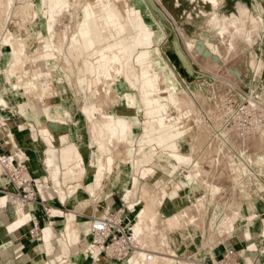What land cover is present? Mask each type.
<instances>
[{
	"label": "bare ground",
	"instance_id": "6f19581e",
	"mask_svg": "<svg viewBox=\"0 0 264 264\" xmlns=\"http://www.w3.org/2000/svg\"><path fill=\"white\" fill-rule=\"evenodd\" d=\"M16 1L17 0H0V15H3L2 19H4L1 20L0 17V31L5 32L7 29V23L10 20V15L13 12L16 16H19L18 18L20 20H22V23H20L22 27H27L29 20L38 15L37 11L34 9L37 5L33 3V0H21L22 3H20V5H16ZM80 1L81 3L79 4H70L69 2L63 3L60 0H53V2L47 5L48 9L45 11V17L48 20L47 27L52 41V46H50L52 49H49V51L54 53H47V55L52 57H64L65 46L67 43L69 44L67 45L68 52L71 55L76 54L79 57L82 56L84 50H88L90 53L85 59V63L90 67L94 78L85 76L81 82H87L92 85L101 81H112L113 83L115 81L116 88L119 86L117 84L119 79L131 76L127 71V66L135 65V63L141 66L139 76L143 80L141 103L144 109L143 113L145 114V136L141 141L139 150H142L145 144H163L170 149L167 150L165 147V154L176 157L180 161L182 159H186L187 161V157L195 156L193 140L188 138V136L191 135V132L194 133L193 139L196 142L195 144L205 142L199 151H197L198 149L196 150L195 147L196 155L198 157L196 156L197 160L196 163L193 164L191 172L193 173V178L197 179V177H199L197 180L200 182L202 181L201 184L208 190V193L197 190V193L199 192L197 195L199 196L198 203L193 204L190 207L186 206L182 208L183 206L180 207V205L177 204V199H184V197H181V189L179 188L181 185H183V187L186 185L182 176H176L175 180L170 182L173 184L169 185L167 188L161 189L165 184L162 183V186L158 184V191L153 195L149 194L147 197L149 202L148 208L143 209L140 214H137L139 218L137 219L136 225H134L131 220L129 221L127 212L125 226L139 243L142 242L144 244L142 246L146 247V244H152L154 248L161 249V251L148 248V250L153 251L154 253L153 259L147 260L145 251L139 250L129 258L132 259L130 260V263L193 264V259L190 257L178 261L174 258L177 257L178 251L174 250L171 246L169 234L181 230L183 233L182 237H190L191 239L187 249L190 254H192L191 256H194L195 264L204 263L203 259L205 254H202V252L208 245L212 247L211 254L214 255L207 262L215 260L217 256L215 255L216 252L214 245L220 240L222 222L230 220L232 217V210L237 205L242 203L243 207L246 208V203L251 200L252 174L250 167L252 165V158L259 156L260 161H264V128L253 131L254 133L256 132L255 134L251 132L253 134L252 136L249 133L250 136L244 134L240 135L238 139H235L234 136L232 137L233 130L225 129L223 120L220 115H217V113L220 114V109H217L219 108V104H221L219 92L222 93V104L225 102L224 98L226 93L233 92L234 94L236 92L238 98L249 100L251 103L260 101L262 105L264 104V51H261L258 54L253 53L247 59L245 56L244 60L246 61L243 63L245 66L246 63H249V68L252 70L251 76L248 78L249 82L245 84L246 87L244 86L245 88L243 89L242 84L238 85L236 82H234L235 86L232 85L235 80L234 78H237L236 74L233 72L234 68H237L241 77L244 70H242L243 63L241 62L244 61L241 60L243 57L241 58L240 56L238 59L236 54L239 50L241 51V49H243L242 47L245 46V42L249 44L250 40H254V37L257 34L259 35L260 30L264 27L263 9L261 8L262 10H258L259 12L256 11V14H254L251 7L240 5L236 13H231L228 16L223 15L220 18L217 11L219 0H210L212 4L215 5L213 6L214 13L211 24L214 27H220L218 38L215 41H205V43H203L207 48H205L206 52L204 51L206 57L202 58L203 55L200 56L198 50L196 51L194 48L187 51L190 59H193L194 62L200 60L203 63L204 61L207 62L208 68L210 66V70L211 68H215L213 71H209L208 68L205 69V67H203L205 70L209 71L214 83L218 84V86H216V88H218V93L214 87L216 84L213 83L209 87L212 94L215 89V94L217 93V95L214 103L212 105H207V108L210 106L208 109L210 113H208L211 115V125L208 127L206 126L207 124H204V120H201L199 116L201 113L197 116L194 114L192 116V111L184 109L188 95L186 96V99L184 96L185 93L182 92L184 90L177 81V76L174 71L175 66L173 68L172 65L163 58L164 51L161 49V45L166 39L164 35L161 34L159 25L155 23L154 20H150L151 17L153 18L154 14V10L152 11V9L155 7L152 0H147L148 3L146 0ZM257 4L261 5V0H257ZM78 6L81 7V12L75 14L74 17L76 18V21L74 25L67 23L63 30L58 29L57 25L60 23V14L66 9L69 11L71 7L76 8ZM103 29H113V31L118 34V39L113 43H107L103 35ZM135 29L137 30V33L131 34ZM72 30L73 33L69 34ZM127 33L129 35H125ZM252 42L253 41L250 43L252 44ZM97 44L99 45L98 48L95 47ZM7 47H9L10 58L12 57L15 60V64H10L8 74L15 75L18 70L23 71V67L27 63V42L22 37H14L9 30L4 35L3 50L5 51ZM47 47H49V45H47ZM166 47L173 49V51L170 52V56H173L177 62L184 63V68L186 69L184 71L186 73L196 75V72L192 69L190 59L179 46L178 40L169 39L166 43ZM213 52L214 54H219V61H212ZM47 55H45V57H47ZM47 59H51V57H47ZM235 62H237L239 66L236 65ZM198 63L200 64V62ZM232 63H235V65L230 67ZM41 73H45V71H41ZM135 75L136 74H134V76ZM39 77H43V75H39ZM19 83L23 85L22 78ZM45 83H47V81H43V85H45ZM37 85H39V83H37ZM19 89H21V87ZM46 90L47 88L39 89L41 94L35 95L36 99L39 100L42 98L43 100V93H47L48 95L54 94L49 92V90ZM197 93L198 92L195 94ZM98 94L97 90L93 93L95 97H97ZM200 95L202 96L203 93ZM123 96V98H127L129 105H138L135 97L129 95ZM201 96L199 100H201ZM182 98H185L182 102L184 105L182 103H180V105L182 104L181 106L184 110L177 111L176 100H181ZM203 98L204 100H202L205 101L206 98L204 95ZM105 100H107L108 107H112L113 103L110 96H107ZM205 104L204 106H206ZM222 104L220 106H223ZM19 107H21V105ZM8 109V101L0 92V113L7 111ZM95 109V103L86 105L83 107V113L88 116L93 115ZM40 110H38L37 113L41 112ZM209 114L208 116H210ZM41 115L42 117L39 119V125L44 129L43 133L46 135L49 133V130L45 128V117L42 112ZM130 115L131 112L127 110L120 111L119 116L115 119L108 118L106 120L97 121L95 120V117H93V119L87 117L94 130L93 133L97 140L95 143H98L101 151V159L98 162L97 168L105 170L106 166L104 161L108 162V165L112 168L114 159H121V151L129 153L128 148L121 146L120 142L121 140L128 138V130L132 128L133 123H140L137 118L136 120L133 119V122H131L129 118ZM57 116H59L58 107H53L50 112V117L56 118ZM4 119L11 124V119ZM163 128L165 131L161 135L157 137L152 136L154 135L153 131ZM226 130L228 133L231 131V136L230 134L228 135ZM234 135H236V133ZM11 137L12 139H15V136L12 133L8 134L5 129L0 128V139L3 140V143H6L7 145L10 144ZM105 140H107V143L104 142ZM188 140H191V142L189 143ZM167 141H170V143ZM127 143H129V141H127ZM256 148H259L258 151H256ZM153 149H155V147H153ZM3 150L2 146H0V154L3 153ZM73 151L74 147L64 149L61 163H67L70 160ZM12 155L27 164V157L23 155V153L14 150V154L12 153ZM201 157L204 158L200 160ZM205 158L212 160L210 161V163H212L210 166H208L209 162L207 163L208 165L205 163L208 167L202 163L206 160ZM57 163H59V161H57L52 153H50L47 167L52 169L56 166L55 168L59 170ZM200 163H202V166L204 165V167L199 166ZM135 165H137V161H135ZM205 166L207 168H205ZM199 167L204 169L201 170ZM201 172L206 174L202 175ZM260 172L261 176H264V164L261 165ZM200 174L203 177H201ZM7 176L6 171L0 165V207L3 208L4 219L8 222L6 230L9 233L15 234L18 240L19 252H21L24 247L29 248L32 246L34 242V239L28 241L24 236L35 216H39L43 221L40 249L43 251L46 250L48 255H51V252L53 251L55 256V244L58 242L55 238L57 234L53 227V220L55 218H64V223L66 224L64 230L65 235H75L77 236L76 239H79L76 243L70 245L73 254L77 253L75 245L85 247L91 243L93 239V230L89 215L69 209L70 212H68L66 216V213L58 208H52L49 210V212H51L49 215L42 203L35 202L36 204L26 206V204H23L26 202L14 197L13 194L16 192V187L10 179V181L8 180L9 177ZM145 176L148 175L143 173L142 177ZM63 177H65L63 179L64 184L69 182V179H74L72 182L74 181L76 183L75 185L78 187L81 186V184L83 185L82 182H79L82 177L81 174L68 173ZM200 177L203 179L201 180ZM138 181V176H134L131 179L125 197L129 195L128 193H130L132 189L138 186ZM75 185L71 186L70 184L67 188L75 189ZM223 189L225 192L222 191ZM221 191L224 192L222 201V194L219 195L220 200L215 199V196ZM143 192H149L146 185L143 187ZM59 194L60 199L64 202L68 195H70L63 189L59 191ZM51 197L53 198L52 194ZM231 197H233L232 201L230 200ZM43 198L46 199L47 196L46 198ZM166 199L170 200L172 206L166 207L164 208L165 210L162 211L161 207L164 206ZM129 205L133 207L135 203H130ZM172 209H176V212H170L167 215V212ZM71 215L77 216L81 222L77 234L75 228L70 230L68 227L71 222ZM261 218V216H256V219L258 220ZM130 224H133V226L130 227ZM194 224L201 225L200 237L203 242L202 249L196 248L197 236L195 233H188L186 230L190 225ZM176 227L179 228L174 230ZM209 230L210 235L206 237ZM141 235L145 237L146 241L140 237ZM174 241L176 242L178 239L175 238ZM179 248L181 250L183 249V246H180ZM165 255L168 256V258L163 257ZM208 255L210 254L208 253ZM71 256V250L66 244H63L58 250L56 259L51 260V264H57L63 257L68 259V257ZM198 257L201 259L197 260ZM161 259H166V261H161ZM126 263L129 264V262ZM37 264H46V257L44 256V259L38 260Z\"/></svg>",
	"mask_w": 264,
	"mask_h": 264
},
{
	"label": "crops",
	"instance_id": "0c3cea01",
	"mask_svg": "<svg viewBox=\"0 0 264 264\" xmlns=\"http://www.w3.org/2000/svg\"><path fill=\"white\" fill-rule=\"evenodd\" d=\"M60 1L63 3L69 2L70 4L81 3L80 0ZM189 1L190 0H152L155 7L152 9V11L154 10V14L153 18L151 17L150 20H154L155 23L159 25V30L166 39L161 45V49L164 51L163 58L170 63V60H172V64L176 67V70L181 74V76H185V84L190 88V90H192L190 92L203 93L208 101V105H212L216 100V95L218 93V88H216V86H218V84L214 83L213 78H211L210 74L201 64L194 62L193 59H190L187 52L188 50L194 48L196 51L198 50L200 55L206 57V45L200 43V41L211 36L212 28L203 31L198 27H190L186 29L185 26L181 25L186 17V14L190 15V10L183 9L181 6ZM51 2H53V0L47 1L45 3L46 6H44L42 0H33V3L37 5L34 9L37 11L38 15L29 20L27 27H22L21 24L19 25V23H22V20L12 16L9 23H7V29L5 32L0 31V92L7 99L9 108L7 111L0 113V121L5 122L3 125L0 124V128L6 130L11 125L10 130L6 131L8 134L12 133L15 136V139H12V137L10 138V144L8 145L3 143V140L0 139V146L4 149L3 153L14 154L15 150L23 153V155L27 157L26 160L28 169L31 171L33 177L40 182L41 186H43V194L47 196L46 198L44 195L46 199L43 201L38 200L23 204L30 206L31 204H36L35 202L42 203L49 215L51 214L49 210L52 208H58L65 213L70 211L69 209L72 208L71 210H76V212L89 215L91 218L95 215H103L105 213L113 212L121 205L135 203L134 211L128 212V217L129 221L131 220L132 223L136 225L137 219L139 218L137 214H140L149 204L147 199L149 194L153 195L158 191V184L161 185L164 183L165 185H161V189L167 188L169 185L173 184L170 182L175 180L176 176H182L184 182H186V185L184 186L185 189L180 191L181 197H184V199H177V204H179L180 207L183 206L182 208L197 204L199 198V196H197L199 194V192L197 193V190L208 193V190L202 185H191L189 182L190 179L189 181L186 179V177H192L193 173L191 171L197 158L192 161V157H187V160L191 159L189 176H184V172L182 171L179 163L176 168L171 170V177L168 179V175L163 171L159 170L158 173V168L163 169L167 166L168 162H174L175 160L180 162V160L176 157L165 154L163 144L158 145L155 142L153 143L156 145L145 144L144 148L139 150L141 141L145 136L143 127L145 114L143 113L144 109L141 103L143 80L139 76L141 66L136 63L134 65V67H140L138 73L135 75V79L138 81L132 79L131 76L124 77L118 80L117 84L119 86L117 88L115 81L114 83L112 81H101L92 85L87 82L82 83L81 80L85 76L94 78L90 67L85 63V59L90 53L88 50H84L82 56L79 57L76 54L71 55L68 52L67 45L69 44L67 43L65 46L64 57H52L47 55V53H53L52 51H49V49H52L50 47L52 46V41L47 27L48 20L45 17V11L48 9L47 5ZM206 2L209 5V15H211L210 25H212L211 20L213 18L214 7L210 2ZM261 2L264 5V0H261ZM240 5L251 7L252 12L256 14L257 0H220L217 10L220 18L223 15L228 16L231 13H236ZM178 7H181L182 14L176 16V10ZM67 12L71 13L72 20L70 15L67 13L62 16V12L59 16L60 23L57 25V28L60 30H63L67 23L74 25L76 21L74 16L75 14L81 12V7H71ZM9 30L12 32L14 37H22L27 42L28 60L26 65L23 67V71L18 70L15 75H10V82H15L17 79L16 83H19L20 79L18 78L23 79V86L21 89L17 88L16 91H14V86H12V83L9 82L6 74V71L10 70L9 63L15 64V60L12 57L10 58L9 47H7L5 51L3 50L4 35ZM71 33H73V30L69 34ZM135 33H137L136 29L133 30L131 34ZM103 35L107 43H113L118 39V34H116L113 29H103ZM125 35L129 34L127 33ZM112 37H114V41H111ZM169 39H176L179 41V46L183 52L187 54L192 67L196 72V78L190 75H182V70L179 65L175 63V60L169 59L170 52L173 51V49L166 47V43ZM41 44L43 47L41 46L42 49H39L38 47ZM201 44L203 48L199 46ZM47 45H49V47H47ZM95 47L98 48L99 45L97 44ZM248 48L245 49V55L247 58L253 53L258 54L261 51H264V37L263 39H260V41H255L252 45H248ZM45 55H47V57H51V59H47ZM71 60L82 62L78 66L79 76L77 79L71 76L75 71V68L69 64ZM214 60L219 61V56L215 57L214 54L212 61ZM61 61H65L67 63V69H64V66L61 65ZM248 64L249 63H246L247 70H249ZM41 71H45V73H41ZM39 75H43V77H39ZM48 77H50V79ZM43 81H47V83L43 85ZM177 81L179 82L178 79ZM126 82H129L130 87L138 89V94L140 96L133 94L132 91L127 88ZM37 83H39V85H37ZM213 83L216 84L214 86L217 91L216 94L215 89L213 94L212 91L209 90V87ZM46 88L49 92L54 94L48 95L47 93H43V100L42 98L37 100L35 95L41 94L39 89ZM79 89L82 93H84V98ZM96 90L99 93L97 97L93 95ZM107 95L110 96L113 103L112 107H108V105L99 107V105L104 102ZM123 95L135 97L138 105H129L127 98H123ZM121 102L123 103L122 105ZM94 103L96 104V109L93 111V115H85L83 113V107ZM20 105L21 107H19ZM53 107H58L59 116L56 118L50 117V112ZM38 110H40L45 117V128L49 130V133L46 135L43 133L44 129L39 125V119L42 115L41 112L37 113ZM127 110L131 112L129 117L131 122H133V119L136 120V118L140 121L139 124H132V128L128 130V138L123 139L120 142L121 146L128 148L129 153L121 151V159H114L112 168H110L108 162L104 161L106 169L101 170L100 168H97L98 162L101 159V151L98 143H95L97 140L93 133L94 130L89 119H93V117H95V120L97 121L106 120L108 118L115 119L119 116L120 111ZM3 117L11 119V124L9 121H5ZM87 117H89V119H87ZM142 130L143 133L141 134ZM164 131V128L153 131L154 135L152 136L157 137ZM191 140H188V142L190 143ZM127 141H129V143H127ZM104 142L107 143V140ZM167 142L170 143V141ZM152 146L155 147V149H153ZM69 147H74L70 160L67 163H61V159H63V151ZM56 151H59L58 156L56 155ZM143 152L146 156L149 155V161L155 159L154 167H148L144 161L146 158L143 160L139 157L141 155L143 156ZM50 153H52L53 157L59 161V163H57L59 170L55 168L56 166L52 169L47 167ZM135 161H137V165H135ZM251 164V200L247 202L248 204L246 203V208L243 207L242 203L237 205L232 210V217L230 220L222 222L220 240L214 245L216 256H222L226 250H234L235 258L238 264H264V237L261 232V230L264 229V176H261L260 172L261 165L264 164V161L260 162L259 156H257L252 158ZM138 172H140L139 179L142 185L141 191L137 188L132 189L131 192L128 193L129 195L127 196V199L125 196L130 181L134 176H138ZM68 173L81 174L82 177L79 182H82L83 185L81 184V186L78 187L75 185L76 183L74 181L72 182L74 179H69V182L64 184L63 179L65 177L63 176H66ZM143 173H146L149 176L142 177ZM54 174H57L56 180L53 178ZM70 184L71 186L75 185L76 188L68 189L67 187ZM146 184L151 186L152 191L149 190L148 193L143 192V187ZM181 187H183V185L179 188ZM61 189L65 190L67 194H70L65 202L60 199L59 191ZM51 194L53 195V198L51 197ZM232 199L233 197L230 198L231 201ZM171 206L170 200L166 199V202L164 206L161 207V210L164 211V208ZM170 212H176V209L168 211L167 215ZM257 215L262 218L260 220L256 219ZM74 217L75 218L71 219V221L77 220L76 224L70 222L68 227L70 230L75 228V232L77 234L79 226H81V222L77 216ZM34 222L38 224L39 233L37 236L32 237L30 230L33 228ZM64 222V218H55L53 220V227L57 234L55 238L58 240L55 244V256L53 251L51 252V255H48L46 250L43 251L40 249V234L42 231L43 221L39 216L34 217L24 236V238L28 241L34 239L32 246L29 248L24 247L22 248L23 250L19 252L20 249L18 247V240L15 238V234L9 233L6 230L8 222L4 219L3 211L0 210V264H37L38 260L44 259V256L46 257V264H51V260L56 259L58 250L63 244H66L69 247L72 256L68 257V259L63 257L60 262L58 261L60 264H127L126 262L131 264L130 260L132 259H129L130 257L118 260L107 258L104 254L100 255L95 261L90 254L82 251L84 246L80 247L75 245L77 253L73 254L70 245L76 243L79 239H76L77 236L75 235L68 236L64 234L66 226ZM132 226L133 224H130V227ZM248 228L251 230L250 239L246 238V236L250 234ZM186 230L188 233H195L197 236L196 248L202 249L203 242L200 237L201 225H190ZM182 235V230L169 234L171 246L174 250L178 251L179 254L176 259L178 261L180 259L190 257L194 260V256H191L192 254H190L187 249L191 239L190 237H182ZM209 235L210 230L208 231L206 237ZM175 238H177L178 241L175 242ZM251 242L255 243V248L249 247ZM180 246H183V249L180 250ZM211 250L212 247L208 245L202 252V254H205V258L203 259L204 262L209 261L213 257L214 254H211ZM207 252L210 255H208ZM197 260H199V258ZM193 264H195L194 261Z\"/></svg>",
	"mask_w": 264,
	"mask_h": 264
},
{
	"label": "built area",
	"instance_id": "2783aa9c",
	"mask_svg": "<svg viewBox=\"0 0 264 264\" xmlns=\"http://www.w3.org/2000/svg\"><path fill=\"white\" fill-rule=\"evenodd\" d=\"M236 76L241 83L249 82V77H241L240 73ZM224 100L222 120L225 129H234L239 135H246L264 128V104L262 105L260 101L251 103L249 100L238 98L236 92L226 93ZM0 165L16 187L14 197L24 202L45 200L44 188L33 177L26 163L13 157L12 153H1ZM134 207L135 205L133 207L121 205L113 212L91 217L93 239L89 245L83 247L82 251L90 254L96 261L103 254L107 258L120 260L142 250L145 251L147 260H152L154 252L148 250L149 247L142 246L125 226L127 212H133ZM38 233V224L34 222L30 234L37 236ZM203 264H238V262L234 250L230 249L222 256H217L215 260Z\"/></svg>",
	"mask_w": 264,
	"mask_h": 264
},
{
	"label": "rangeland",
	"instance_id": "374dc122",
	"mask_svg": "<svg viewBox=\"0 0 264 264\" xmlns=\"http://www.w3.org/2000/svg\"><path fill=\"white\" fill-rule=\"evenodd\" d=\"M47 1H49V0H42V3H44L43 5L44 6H46V2ZM72 1H76V0H72ZM206 1H208V2H210L211 4H212V2L210 1V0H206ZM205 0H190L189 2H187L186 4H182V6L181 7H183V9H186V10H190V15H188V14H186V17H185V19H184V21H183V23L181 24L182 26H185V28L187 29V28H190V27H198L200 30H208V29H211L212 28V31H211V36L210 37H206L205 39H202L201 41H200V43H205V41L206 42H212L213 40L215 41L217 38H218V32L220 31V27H214L213 25H210V19H211V15H209V5L207 4V2H206ZM218 2H220V0L218 1ZM19 3V4H18ZM20 3H22L21 2V0H17L16 1V5H20ZM219 4V3H218ZM217 4V6H219ZM213 6H215L214 4H212ZM259 6H261V7H259ZM181 7H178L177 8V14H176V16H178L179 14H182L181 13ZM263 10H262V9ZM256 9H257V12H259L258 10H262V11H264V5L263 4H257V7H256ZM69 14L70 15V17H71V20H72V16H71V13H69V12H67L66 10H64L63 11V13H62V16L64 15V14ZM214 13V12H213ZM2 16L3 15H0V17H1V20H4V19H2ZM12 16H15V17H19V16H16L14 13H12L11 15H10V19H11V17ZM70 20V21H71ZM2 22V21H1ZM8 23H9V21H8ZM184 23H185V25H184ZM19 25H20V23H19ZM213 35V36H212ZM258 35V34H257ZM255 36L254 37V40H256V41H260V39H263V37H264V27L260 30V33H259V35L258 36ZM110 36H113V35H110ZM210 38V39H209ZM112 40L111 41H114V37H112L111 38ZM254 40H250V42L251 41H253L252 42V44L255 42ZM249 42V41H248ZM249 42V44L247 43V42H245V46L244 47H242L243 49H241V51L239 50L238 52H237V54H236V57L238 58H240V56H241V58L243 57V59H241V60H244L245 59V49H247L248 48V45H252L251 43ZM247 43V44H246ZM41 46H42V44L38 47L39 49H42L41 48ZM200 47H203V46H201V45H199ZM43 47V46H42ZM245 47H247V48H245ZM249 49V48H248ZM244 51V52H243ZM215 53H217V52H215ZM236 53V52H235ZM178 54V53H177ZM213 55H214V52L212 53ZM242 54V55H241ZM200 56H202V55H200ZM199 56V57H200ZM219 56V54L217 53V54H215V57H218ZM204 56H202V58H203ZM220 57V56H219ZM212 58H213V56H212ZM236 58V59H237ZM238 58V59H239ZM249 58V57H248ZM169 59H174L175 60V63L177 64V65H179V67L181 68V70H182V75H190V76H192V77H197L195 74L193 75L192 73H186L184 70H186L184 67V63L182 62H177L176 61V59L173 57V56H170L169 55ZM198 59H201V58H198ZM237 59V60H238ZM246 59H247V57H246ZM166 60V59H165ZM167 61V60H166ZM171 61V65H172V67L174 68V65L172 64V60H170ZM235 61V60H234ZM246 60H244V61H241L242 63L243 62H245ZM11 62V61H10ZM198 62H200V64L202 63V61H200V60H198ZM233 62V61H232ZM238 62V61H237ZM237 62H235L236 63V65H238V63ZM80 63H82V62H76V61H74V60H71L70 62H69V64L70 65H72V67L73 68H75L74 70V73H73V75H71V76H73V77H75L76 79H77V77L79 76L78 75V66H79V64ZM231 63V62H230ZM235 63H232L231 65H230V67L231 66H234L235 65ZM204 64V65H203ZM9 65H10V63H9ZM8 65V66H9ZM61 65H63L64 66V69L66 68V65H67V63L65 62V61H61ZM202 65H203V67H205V69H207L208 67V65H207V62H204L203 61V63H202ZM206 65V66H205ZM191 66H192V64H191ZM239 66V65H238ZM235 67H237V66H235ZM139 66H136V67H134V65H131V66H127V71L131 74V77H132V79H135V76H134V74H136V73H138V70H139ZM247 67L245 66V64L243 63V68H242V70H243V73H242V77H243V75H244V77L246 76V77H250L251 76V73H252V70L249 68V70H247L246 69ZM67 69V68H66ZM192 69H193V67H192ZM209 71H213L215 68H211V70H210V66H209ZM234 69H236V68H234ZM246 69V70H245ZM194 70V69H193ZM175 73H176V76H177V79L179 80V82H180V85H181V87L183 88V90L184 91H182V92H184L185 94H184V96H185V98H186V96L188 97V106H187V100L185 101L186 103H185V105L182 103L184 100H185V98H182L181 100H179V99H177L176 100V110L177 111H180V110H189V111H192V116H193V114L194 115H199L200 113H201V115H199L200 116V118H201V120H204L203 122H204V124L206 125V126H210L211 125V115L209 114L210 112H209V107L210 106H208V108H207V105L208 104H205V103H207V100L205 99V101H203L204 100V98H203V95L201 96L200 94L201 93H199V95H198V93L197 94H195V93H193V92H190L191 90H190V88L185 84V76H181V74L176 70V67H175ZM208 73H209V71L208 70H206ZM224 71V70H223ZM222 71V72H223ZM247 71H248V73H247ZM179 73V75H178V73ZM239 72V71H238ZM240 73V72H239ZM6 74H7V77H8V80H9V82H10V79H11V77H10V75L8 74V71H6ZM19 77V76H18ZM49 79H50V77H48ZM18 79H21V78H18ZM235 80L233 81V84L232 85H234L235 86V84H234V82H236V83H238V85H241L242 84V86L244 87H246V85L244 84V83H240L238 80H237V78H234ZM17 80V79H16ZM16 80H15V82L14 81H12V82H10V83H12V86H14L13 88H14V91H16V89L17 88H20V87H22L23 85L22 84H20V83H16ZM136 80V79H135ZM76 81V80H75ZM136 81H138V80H136ZM127 83V88L128 89H130L131 91H132V93L133 94H136L137 96H140L139 94H138V89H135V88H133V87H130V84H129V82H126ZM178 83V82H177ZM20 84V85H19ZM138 84H139V82H138ZM179 84V83H178ZM179 85V86H180ZM231 85V86H232ZM233 87V86H232ZM231 87V88H232ZM244 87V88H245ZM234 88V87H233ZM79 91H80V89H79ZM81 92V91H80ZM181 92V93H182ZM82 93V92H81ZM191 93H193V94H191ZM225 93V92H224ZM83 94V98H84V93H82ZM219 96H220V103L222 104V93H220L219 92ZM182 95H183V93H182ZM182 95H179V96H182ZM107 96H109V95H107ZM183 96V97H184ZM200 96H201V100H199L200 99ZM198 97V98H197ZM107 100H104V102H102L100 105H99V107L101 106H104V105H107V102H106ZM181 101V102H180ZM200 101V102H199ZM196 102V103H195ZM198 102V103H197ZM202 102V103H201ZM180 103H182L183 105H184V109H183V107L180 105ZM123 103L121 102V105H122ZM200 104V105H199ZM204 104L206 105V106H204ZM221 104H219V108L217 109V110H219V112H220V114H218L217 113V115H220V117H221V119H222V114H221V112H222V106H220ZM203 105V106H202ZM223 105V104H222ZM124 106V105H123ZM199 106V107H198ZM182 107V108H181ZM201 107V108H200ZM204 107V108H203ZM215 107V106H214ZM205 108H206V110H205ZM202 109V110H201ZM201 110V111H200ZM216 110V111H217ZM203 111V112H202ZM209 112V113H208ZM208 114L210 115V116H208ZM205 115H206V117H205ZM144 117V116H143ZM210 117V118H209ZM209 120V121H208ZM209 122V123H208ZM5 122H1L0 121V124L1 125H3ZM3 127H6V126H3ZM34 127V126H33ZM143 127H144V125H143ZM143 127H142V129H143ZM35 129V128H34ZM7 131H9L10 130V126L6 129ZM227 130H232V129H227ZM227 130H226V132H227ZM236 133V135H234L235 133ZM143 133V130H142V132H141V134ZM228 133V132H227ZM233 133V134H232ZM231 133V131H229V133H228V135L230 134V136H231V134H232V137L234 136L235 137V139L237 138H239V133L237 134V132L233 129V132ZM252 133H254V132H252ZM252 133H250V135L252 136L253 134ZM256 133V132H255ZM254 133V134H255ZM141 134H139V135H141ZM248 135H249V133H248ZM247 135V136H248ZM249 135V136H250ZM35 136V135H34ZM193 137H194V133H192L191 132V135L189 136V138H191L192 140H193V145H194V155L195 156H193L192 157V161L193 160H195L198 156L196 155V151H195V147H196V150L197 151H199L200 149H201V147L204 145V143H198V144H195L196 142L194 141V139H193ZM264 140V139H263ZM240 142V141H239ZM67 143V142H66ZM166 146H164L163 145V148H164V151H165V149L167 148H165ZM162 148V149H163ZM258 149L259 148H256V151H258ZM262 149V148H261ZM167 150H170L169 148H167ZM171 150H172V148H171ZM143 154V156L141 155V156H139L140 158H142L145 162H146V164L148 165V167H154V164H155V159H153L152 161H149V159H150V157L148 158V156H146L145 155V153L143 152L142 153ZM56 155L58 156L59 155V151H56ZM197 156V157H196ZM202 158H204V157H201L200 158V160L202 159ZM206 160V162L205 161H203L202 163H208L207 165L208 166H210V164H212V163H210V161H212V160H210L209 158V160L207 159V158H205ZM260 159V158H259ZM260 162H262V161H260ZM179 163H180V167H181V169H182V171L184 172V176L186 177V176H189V167L191 166V159L190 160H187L186 161V159L184 160V159H182L180 162L178 161V160H175L174 162L172 161V162H168V164H167V166L165 167V168H163V169H161V168H158V173H159V170L160 171H163L164 173H166L167 175H168V179L171 177V170L172 169H174V168H176V166L177 165H179ZM202 163H200V165L199 166H201V167H204V165L202 166ZM205 164V165H206ZM184 165V166H183ZM206 165V166H207ZM205 166V168H207ZM185 167V168H184ZM199 169H201L200 167H199ZM204 168H202L201 170H203ZM141 170H143V169H141ZM185 170V171H184ZM206 170V169H205ZM140 172H138V178H139V176H140V174H139ZM202 173V175H205V174H203L204 172H201ZM201 174H200V176L201 177H203ZM149 176V175H148ZM160 176V175H159ZM56 177H57V174H54L53 175V178L56 180ZM200 177V178H201ZM186 179H188V181H189V179H190V184L191 185H194V184H200V185H202L201 183H202V181L200 182V181H198L197 179H199V177H197V179H195V178H193V177H189V178H187L186 177ZM203 178H201V180H202ZM57 180H58V178H57ZM199 182V183H198ZM147 185V187H148V189L150 190V191H152L151 189V186H149L148 184H146ZM155 185V184H154ZM203 187H204V185H202ZM137 189H139V191H141V188H142V185H141V183H140V179H139V181H138V186L136 187ZM48 189V188H47ZM181 190H183V189H185L184 187H181L180 188ZM180 190V191H181ZM136 191V190H135ZM222 191H224L225 192V190L223 189ZM221 191V192H222ZM219 193V194H217L218 196L219 195H221V201H222V196L224 195V192H222V193ZM141 194V193H140ZM145 195V194H144ZM215 196L216 198L215 199H218V200H220V196H219V198H218V196ZM225 198V197H224ZM224 201V200H223ZM148 206H149V204L147 205V207L146 208H148ZM72 209V208H71ZM0 210H3V208H1L0 207ZM68 212H70V211H67L66 213H68ZM71 217V219H74L75 217L74 216H70ZM72 223H74V224H76V222H77V220H73V221H71ZM143 226H145V225H143ZM203 226V225H202ZM251 226V225H250ZM249 226V227H250ZM258 226V225H257ZM179 227H176V228H174V230H177ZM249 229V232H250V234L248 235V236H246V238L247 239H250L251 238V230H250V228H248ZM261 232H262V235H263V237H264V229H262L261 230ZM12 235V234H11ZM41 235V234H40ZM144 241H146V239H145V237L144 236H140ZM16 238V237H15ZM141 244L142 245H144L142 242H141ZM146 246L147 247H149L150 249H152V250H159V251H161V249H157V248H154L153 246H152V244L150 245V244H146ZM249 247L250 248H255L256 247V245H255V243L254 242H251L250 243V245H249ZM166 252V251H165ZM178 253V252H177ZM208 253V252H207ZM179 254H177V256H178ZM201 255V254H200ZM163 257H167L168 258V256H163ZM174 258H176V257H174ZM187 258H189V257H187ZM187 258H184V259H187ZM199 259H201L200 257H198ZM205 258V257H204ZM161 261H166V259H161ZM192 261H194V260H192ZM197 263V262H196ZM57 264H60V263H57Z\"/></svg>",
	"mask_w": 264,
	"mask_h": 264
},
{
	"label": "water",
	"instance_id": "95a60500",
	"mask_svg": "<svg viewBox=\"0 0 264 264\" xmlns=\"http://www.w3.org/2000/svg\"><path fill=\"white\" fill-rule=\"evenodd\" d=\"M234 72L239 76V72L237 71V69H234Z\"/></svg>",
	"mask_w": 264,
	"mask_h": 264
}]
</instances>
